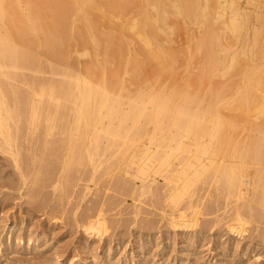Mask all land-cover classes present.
Wrapping results in <instances>:
<instances>
[{
	"label": "bare ground",
	"instance_id": "1",
	"mask_svg": "<svg viewBox=\"0 0 264 264\" xmlns=\"http://www.w3.org/2000/svg\"><path fill=\"white\" fill-rule=\"evenodd\" d=\"M257 6L0 0V152L13 157L21 185L28 172L31 187L57 193L61 216L52 223L69 218L78 226L80 205L71 200L79 182L83 199L99 182L113 183L136 201L159 202L168 230L192 231L191 244L224 220V232L244 239L251 219L249 242L264 247V20ZM37 191L30 189L31 199ZM93 205L78 227L101 241L109 211L104 202ZM105 252L111 256L112 245Z\"/></svg>",
	"mask_w": 264,
	"mask_h": 264
},
{
	"label": "rangeland",
	"instance_id": "2",
	"mask_svg": "<svg viewBox=\"0 0 264 264\" xmlns=\"http://www.w3.org/2000/svg\"><path fill=\"white\" fill-rule=\"evenodd\" d=\"M256 1L257 7H259L258 9L256 8V12L260 15L262 14V18L260 16V19L264 20V0ZM262 26L264 27V22ZM182 40L185 41L184 38ZM256 61H258V64L260 63V60H255L254 62ZM254 122L260 124L261 119L260 122ZM245 125L248 127L247 124ZM254 132L251 131L252 134ZM12 158L8 153L4 154L0 152V250L3 249L0 251V264H78L81 261L84 264H115V262L116 264H264V247L253 246L249 242L250 235L253 236L256 233L254 232V228L257 224L253 220L248 219L250 224L244 225V228L247 230L244 239L229 235L227 231L224 232L226 230L224 224L226 220H224L218 228L213 227V230L206 231L205 233L207 234H204L203 241L197 239L199 240L198 242L191 244L192 242L188 241V237H191L192 234L194 235L192 231L168 230L164 221L161 220L159 202L153 203L154 206L151 200H149L150 198H148L149 195H144L139 201H136V196L132 195V197L121 191L118 192L114 188L113 183L112 185L104 186L106 185L105 183L99 182L100 184L98 183L97 186L92 188V190H96L97 187L99 193L93 190L92 194L90 193L83 199V195H79L83 188V182H79L75 190L77 194L75 192L72 194V198L74 199L71 201L75 202L74 204L78 201L80 205L78 210L80 213L78 216V226L81 225V220L86 214V209L90 208V206L92 207L94 203L95 205L93 206H98L104 202L106 213L109 211L107 221L110 219V223H107V225L111 224V226L109 225L107 234L102 237L101 241L98 238L85 237L82 232L83 229L75 226L74 222L69 218L61 222L57 221L56 223L50 221L49 218L61 216L59 208L54 203L57 193L53 196L48 189H46L47 191L44 189V191L40 192L34 186L31 187L32 174L28 172L24 176L26 185H21L22 182L17 174V168L15 167L14 169ZM252 168L250 167L251 170L248 169L253 171L254 169ZM157 180L159 183V178ZM101 183L108 191H104L105 189L101 186ZM30 189L31 191H37V197H34V195V198L32 197L31 199L32 193L30 192L28 195ZM44 194H46L45 197L50 195L46 198H51V201L50 199H44L48 200V205H44L43 201H41ZM77 195L80 197H75ZM100 196L104 197L101 198ZM108 198H111L110 200L115 203V207H109ZM114 200L116 202L119 200V202L116 203ZM136 203L137 206L139 205V208L136 206ZM116 204H120V206L117 205V207ZM107 207L111 211L107 210ZM136 207L141 210L137 216L133 213ZM43 212L46 214L45 216H43ZM260 226V228L264 227ZM15 238H22L21 242L23 244L17 243L18 240H15ZM29 239L30 243L34 240L38 241L36 249L27 245ZM7 242H10V244H7ZM107 245H112L114 253L111 256L105 257ZM84 247L86 250H82ZM4 248H7V250L4 251ZM205 249H211L210 251H213L214 254H209ZM37 255H40L39 258L41 257V259L37 258ZM73 258H76V260H72ZM36 260L39 261L36 262Z\"/></svg>",
	"mask_w": 264,
	"mask_h": 264
}]
</instances>
